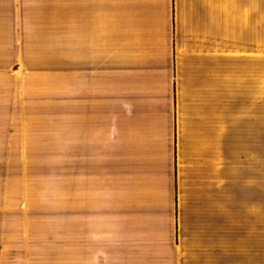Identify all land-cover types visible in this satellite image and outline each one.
<instances>
[{"label":"crops","instance_id":"crops-1","mask_svg":"<svg viewBox=\"0 0 264 264\" xmlns=\"http://www.w3.org/2000/svg\"><path fill=\"white\" fill-rule=\"evenodd\" d=\"M68 7L73 259L0 264H264L222 256L264 135V0ZM64 15L59 0H0V152L37 150L58 115L42 67L62 38L45 25Z\"/></svg>","mask_w":264,"mask_h":264},{"label":"rangeland","instance_id":"rangeland-1","mask_svg":"<svg viewBox=\"0 0 264 264\" xmlns=\"http://www.w3.org/2000/svg\"><path fill=\"white\" fill-rule=\"evenodd\" d=\"M59 2L63 20L45 26L62 37L60 53L44 57L47 65L42 67L49 80L42 99L58 115L49 117L43 136L32 146L37 150L0 152V259H73L70 0ZM29 58L21 57L17 77L25 73ZM248 196L241 199L240 215L225 225L223 259H264V135L251 134Z\"/></svg>","mask_w":264,"mask_h":264}]
</instances>
